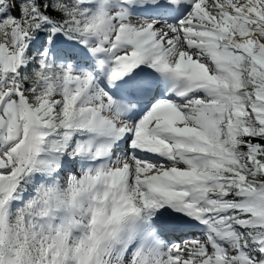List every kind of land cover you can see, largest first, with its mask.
I'll use <instances>...</instances> for the list:
<instances>
[{
	"label": "snow or ice",
	"instance_id": "snow-or-ice-1",
	"mask_svg": "<svg viewBox=\"0 0 264 264\" xmlns=\"http://www.w3.org/2000/svg\"><path fill=\"white\" fill-rule=\"evenodd\" d=\"M0 264H264V0H0Z\"/></svg>",
	"mask_w": 264,
	"mask_h": 264
}]
</instances>
